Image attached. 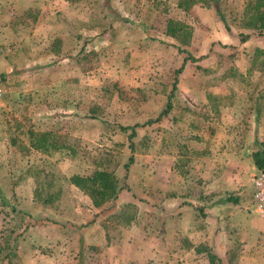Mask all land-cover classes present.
Segmentation results:
<instances>
[{
  "label": "rangeland",
  "instance_id": "1",
  "mask_svg": "<svg viewBox=\"0 0 264 264\" xmlns=\"http://www.w3.org/2000/svg\"><path fill=\"white\" fill-rule=\"evenodd\" d=\"M179 1L13 3L5 24L23 26L44 62L33 66L37 91L28 84L30 90L17 92L15 82L7 85L16 95L7 93L0 77V264H8L9 253L17 264H217L195 251L200 245L223 264L232 249L237 264H264V220L254 212L252 189L226 192L210 219L205 206L197 210L196 193L188 208L177 197L198 157L184 155L186 163L177 166L179 144L213 155L219 139L264 140V31L241 24L245 4L254 0L219 2L230 29L215 0ZM169 21L183 25L187 37L169 36ZM239 33L252 36L241 43ZM187 55L199 60L184 62ZM182 64L171 112L136 128L134 163L124 177L130 131L119 126L157 117ZM28 130L50 134L56 148L23 153ZM95 169L114 172L126 185L99 207L69 181ZM127 204L136 211L128 224L118 215L133 212Z\"/></svg>",
  "mask_w": 264,
  "mask_h": 264
},
{
  "label": "crops",
  "instance_id": "2",
  "mask_svg": "<svg viewBox=\"0 0 264 264\" xmlns=\"http://www.w3.org/2000/svg\"><path fill=\"white\" fill-rule=\"evenodd\" d=\"M18 1L26 2V0H0V77L6 85L10 83L12 85L16 82L15 85L18 86L17 92L20 89L26 91L35 89L37 91L40 84L34 87L33 83L35 81L37 83L39 80L36 72L39 70H33V66H39L36 68H40L44 60L42 62L41 59L43 57H38L37 53H32L33 46L27 44V41L32 40L31 37L33 36L26 33L21 25L13 22L12 24L10 23V26L5 24L6 19H8L7 15L11 14L13 3ZM27 8L26 11L29 12L31 10L30 6ZM2 18L6 19L2 21ZM10 34L13 35L12 40L10 39ZM22 36L25 37L22 38ZM7 41L11 42L7 44ZM31 66L32 68H30ZM43 68L41 67V69ZM28 84L30 89H26ZM8 85L7 93L16 95V91H12L13 88L8 87ZM262 125V133L260 135L264 137V122L261 123L260 127ZM255 139L262 140L261 138H254L246 144L242 141L223 138L219 139V147H217L213 155L209 148L205 152L199 151V155H197L198 157L195 160L197 165H195V169L188 170L190 172H188L187 179H185L190 185L183 186L182 189L184 191L182 190V193L179 192L177 195V197H182V199H178L185 204L183 207L188 208V205L193 204L191 202V192L193 194L196 193L195 201H198L201 207L205 206L203 213L210 219L222 207V196L226 192L229 193L243 187L252 189L251 178L257 170L252 164L250 153ZM210 142L207 144L210 145ZM231 147H235L238 150L231 152ZM247 177H250V179L247 180ZM185 188H189L191 191L186 192Z\"/></svg>",
  "mask_w": 264,
  "mask_h": 264
},
{
  "label": "trees",
  "instance_id": "3",
  "mask_svg": "<svg viewBox=\"0 0 264 264\" xmlns=\"http://www.w3.org/2000/svg\"><path fill=\"white\" fill-rule=\"evenodd\" d=\"M209 1H213V0H180L178 4L180 6H186V5L195 4V3H202L203 5H207ZM220 1L221 0L214 1L213 6L215 8V12L219 20L223 23L224 27L226 29H230L226 22L224 13L222 12V9L220 8V4H219ZM241 24H242L243 29L257 32L258 34H261L264 31V0L248 1L245 4L244 9H243V15L241 17ZM182 26L183 25H179L178 23H175L173 21H169L166 26L167 34L171 37H174L175 39H179L181 37L182 38L187 37L186 32L183 33L184 29L182 28ZM238 36H239L240 42L244 43L252 36V33H246V34L239 33ZM177 50L182 51L179 48ZM187 60L191 62H197L199 59H195L194 57L187 55V57L184 58V62ZM183 67H184V64H182V66L175 71L174 80L171 85L170 94L167 97L165 107L157 115V117L153 119H149L141 124H134V125L125 126V127L119 126V130L121 131H127V130L130 131L128 135V141H129L128 148H129L131 155L127 158V161L123 166V169L125 172L124 177H126V173L128 172L129 167L134 163L133 153L135 149H134V145L131 139L135 137L136 135V131H135L136 128L150 126L154 123L159 122L163 118H166L169 115V113L171 112L173 108L172 99L178 90L177 89V81H178L177 77L179 73L182 71ZM27 138H28L27 144L20 143L22 146L21 148L23 150V153L25 152V148H28V147L31 149L38 150L40 151V153H46L49 151V149L56 148L54 141L50 140V134L46 132L37 133L32 130H28ZM192 139L200 140V137L195 136ZM11 143L15 145L17 144V141L14 139H11ZM179 149H182V152L180 153V155L177 156V159H176L177 166L179 164L182 165L186 163V159L185 160L183 159L184 155H186L187 157L189 154H193L196 156L199 155V153H193L192 151H190V149L187 147L186 144L184 145L179 144ZM250 158H251L252 164L255 167V169L257 171L264 172V140L255 139L253 141V148L250 153ZM176 168L177 167L175 166V169ZM186 172L188 171H182L181 175L185 176ZM69 181L71 182V184H73L75 187L83 191V193H85L89 197L94 207H99L109 200H115L118 194L120 193V191L123 190V188H125L126 186V185H121L120 181L118 180L114 172L104 170V169H99V170L95 169L94 171H92L91 174L86 175V176L73 175L70 177ZM40 191L42 190L40 189ZM226 200L232 203L236 202V199L234 197H227ZM125 208L132 209L130 210L132 212L134 207L131 204H127ZM124 210L125 209L123 208L122 209L123 212L118 213V215L123 219L124 223L128 224L135 217L136 211H133L132 213L126 215L124 213ZM197 210L202 212V207L201 208L198 207ZM210 248L211 247L200 245V246L195 247V251L197 253L206 252L208 261L210 263L223 264L221 259ZM233 250L234 249L229 251L227 264H237L235 262V258L237 254ZM12 256L15 257L13 253L12 254L9 253V255H7L8 264H17L16 261L14 262L11 261Z\"/></svg>",
  "mask_w": 264,
  "mask_h": 264
},
{
  "label": "built area",
  "instance_id": "4",
  "mask_svg": "<svg viewBox=\"0 0 264 264\" xmlns=\"http://www.w3.org/2000/svg\"><path fill=\"white\" fill-rule=\"evenodd\" d=\"M5 95V88L0 82V101ZM252 201L254 212L264 220V172L258 171L251 178Z\"/></svg>",
  "mask_w": 264,
  "mask_h": 264
}]
</instances>
